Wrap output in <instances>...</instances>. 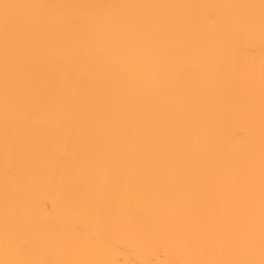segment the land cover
Listing matches in <instances>:
<instances>
[{"label":"bare ground","instance_id":"bare-ground-1","mask_svg":"<svg viewBox=\"0 0 264 264\" xmlns=\"http://www.w3.org/2000/svg\"><path fill=\"white\" fill-rule=\"evenodd\" d=\"M0 264H264V0H0Z\"/></svg>","mask_w":264,"mask_h":264}]
</instances>
